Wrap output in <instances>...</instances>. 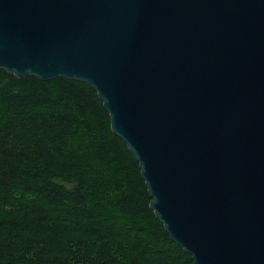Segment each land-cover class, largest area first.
Returning <instances> with one entry per match:
<instances>
[{
    "label": "water",
    "instance_id": "95a60500",
    "mask_svg": "<svg viewBox=\"0 0 264 264\" xmlns=\"http://www.w3.org/2000/svg\"><path fill=\"white\" fill-rule=\"evenodd\" d=\"M0 69L96 90L193 264H264V0H0Z\"/></svg>",
    "mask_w": 264,
    "mask_h": 264
},
{
    "label": "trees",
    "instance_id": "16d2710c",
    "mask_svg": "<svg viewBox=\"0 0 264 264\" xmlns=\"http://www.w3.org/2000/svg\"><path fill=\"white\" fill-rule=\"evenodd\" d=\"M96 90L0 69V264H193Z\"/></svg>",
    "mask_w": 264,
    "mask_h": 264
}]
</instances>
